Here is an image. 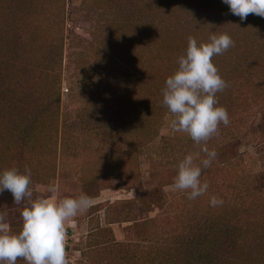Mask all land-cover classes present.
<instances>
[{
  "label": "rangeland",
  "instance_id": "374dc122",
  "mask_svg": "<svg viewBox=\"0 0 264 264\" xmlns=\"http://www.w3.org/2000/svg\"><path fill=\"white\" fill-rule=\"evenodd\" d=\"M168 1V6L161 8V0H0V144L16 132L23 133L21 103L31 102L40 110L50 101L59 100L53 121L56 129L46 127L39 134L43 141L37 145L42 148H35L33 157L24 163L17 164L3 155L0 172L30 169L33 200L76 197L81 193L92 198L87 210L65 224L68 264H84L80 251L88 244L100 245L110 239L148 248L157 261V248L163 243L161 230L175 228L174 233L185 234L192 219L200 220L202 214L216 207L223 210L233 206L241 211L252 202L251 197H246L243 205H239L242 200L238 197L231 201L232 186L240 188L239 180L244 176L264 171V146L254 152L251 145L242 142L235 149L236 154L252 155L257 161H251L252 166L246 165L244 170H235L237 181H217L223 204L209 205V197L214 195L209 188L204 195L188 199L186 191L172 188L178 162L187 154L199 153L195 160L199 164L205 154L186 133L170 129L169 122L174 117L167 109L161 112L158 136L149 144L137 141L134 145V170L127 160L130 146L111 145L122 131L147 128L158 113L156 101L162 103L161 89L165 84L158 87L153 80L145 84L139 80H109L100 74L95 38L105 37L112 43L117 41L119 48L127 52H138L144 49L142 22L147 14L162 17L166 11L183 39L192 36L209 42L210 34L227 33L234 46L239 44V48L233 46L227 51L233 49L240 55H249L252 61L264 62V17L250 13L246 17L250 22L245 23L231 14L221 0H162ZM221 56L216 55L218 73L226 78L233 64H224ZM152 102L155 107L148 114L145 107ZM252 113L257 114L258 110ZM237 115L233 114L232 119ZM44 118L51 122L47 115ZM245 118L251 120L252 116ZM231 125L235 127V123ZM49 133L56 138L55 158L49 148L52 142L47 143ZM218 141L210 140L211 144ZM209 145L207 142L208 148ZM244 158L248 161L247 156ZM211 167L202 171V182L211 176ZM38 179L42 181L39 183ZM50 185L57 187L55 194L48 191ZM251 194L263 202L264 208V185L255 186ZM10 195L6 193L2 204L6 213ZM141 198L150 200L144 206H126V202ZM21 211L14 207L6 215L16 232L21 228L17 225ZM177 216L183 217L184 223L169 226L168 221L174 222L172 218ZM146 218H155L154 224H144ZM97 227L105 228V234L89 242L88 235L95 233Z\"/></svg>",
  "mask_w": 264,
  "mask_h": 264
},
{
  "label": "trees",
  "instance_id": "16d2710c",
  "mask_svg": "<svg viewBox=\"0 0 264 264\" xmlns=\"http://www.w3.org/2000/svg\"><path fill=\"white\" fill-rule=\"evenodd\" d=\"M161 2H158L161 8L170 3V1ZM166 13L163 11L162 17L159 14L150 13L143 20L145 42L141 52H127L119 48L117 41L112 43L105 37L95 38L98 46L96 50L102 64H100V74L103 73L109 80H139L141 84L153 80L158 87L165 84L166 78L178 69V57L185 53L188 40L183 39L176 31ZM246 20H244L245 23L250 22V20ZM244 32L248 33L247 30ZM197 42L208 43V41L198 40ZM234 47L239 48V44L236 42ZM231 50L221 54V61L224 64H233L230 65L229 76L223 77L224 80H228V87L216 94L218 105L227 110L230 122L227 126L220 124L218 133L207 141L210 143L209 149H215L217 152V158L211 164V176L206 180L209 185L208 188L216 196L221 194L218 180L227 178L230 182L237 181L235 170L238 168L244 170L246 165L251 167V163L257 161L252 155L241 154L238 156L235 149L242 142L251 145L255 149L254 152L260 151L264 146V62L252 61L249 55H240L237 51ZM212 62L217 69L220 68L216 56L212 57ZM147 87L149 88V84ZM58 101V99L52 100L48 105L41 106L40 110L31 102L20 104V108H22L20 113L24 114L25 123L23 127L25 128L23 133L22 131L21 134L16 132L14 137L10 135V139L0 144V160L3 155H6L12 162L24 163L33 157L32 153L35 148H42L37 145L38 142L43 141L39 134L46 127L47 130L56 129V122L53 121L55 120ZM153 103L150 107H145L148 114L153 109ZM156 104V112L158 113L146 129L136 131L135 127H131L122 131L120 135L118 134L111 144L119 146L125 143V145L130 146L126 151L130 154L127 160L134 166L132 170L136 168L135 157L133 156H135L134 147L137 145V141L149 144L158 136L161 112L167 107L162 103H157V101ZM255 109L258 110L257 114L252 113ZM237 113V117L232 119L233 114L236 115ZM45 115L50 118L51 122L45 121ZM248 115L252 116L251 120L245 118ZM232 122L235 123V127L231 125ZM49 135L47 136V143L52 142L48 145L55 158L56 138ZM214 138L219 139V141L211 144L210 140ZM117 152L121 153L119 149ZM53 156L48 152V157L51 160ZM244 156H247L248 161ZM120 158L122 157L120 156ZM51 171H53V166ZM36 181L40 183L42 180ZM239 181L241 187L234 188L232 186L233 194L230 198L231 201L234 197L240 198L242 202L239 205H243L246 197L250 196L252 202L250 201L251 203L247 207L241 211L233 208V206L223 210L216 207L211 212L202 214L200 220L192 219L190 222L192 226L185 234L174 233L175 228L167 231L161 230L160 235L163 237V243L161 247L157 248L159 251L157 261L153 260L154 254L149 252L150 249H139L138 244L116 242L113 239L100 245L88 244L85 250L80 251L82 261L84 264H262L264 254L261 255L260 252L264 253V208L262 207L263 202L256 200L251 193L255 190V186L264 185V171L256 172L250 176L246 175ZM32 186L31 180L29 185L31 190H33ZM6 193L10 192L5 190L0 193V212H5V209H2V204ZM224 198L227 203V197ZM149 200V198L137 199L135 202H126V206L127 204L144 206L145 202ZM27 204V199L17 204L11 197L7 213L9 214L14 207L21 211ZM177 217L172 218L174 222L168 221V225L175 227L177 224L184 223L183 217ZM6 221L10 228L9 231L15 233L16 231L11 229L14 224L10 223L7 218ZM154 222L155 218L144 220V224H154ZM17 225L18 228L21 227L22 218ZM105 232V228H95V233L88 235L89 242L92 238L104 235ZM22 263H24L23 259L16 261V264Z\"/></svg>",
  "mask_w": 264,
  "mask_h": 264
},
{
  "label": "clouds",
  "instance_id": "9594fccd",
  "mask_svg": "<svg viewBox=\"0 0 264 264\" xmlns=\"http://www.w3.org/2000/svg\"><path fill=\"white\" fill-rule=\"evenodd\" d=\"M231 14L244 21L248 14L264 17V0H221ZM234 46L227 33L210 34L208 43H198L189 36L187 48L178 57V69L165 80L162 104L173 115L169 127L173 132L186 133L201 145L205 155L196 164L199 153L187 154L178 162L177 174L172 188L186 191L188 199L202 196L208 190V182L201 181L202 171L216 160L217 152L209 149L206 142L218 133V126L229 124L227 110L218 105L217 93L228 87L212 62ZM31 170L20 172L10 168L0 172V193L12 194L15 203L25 198L28 204L21 211L22 225L18 232H10L6 213L0 212V264H16L23 259L26 264H68L66 258V228L70 218L87 210L93 203L91 197L81 193L76 197L61 199H31ZM48 191L55 194L57 187L50 185ZM223 199L212 195L209 205L223 204Z\"/></svg>",
  "mask_w": 264,
  "mask_h": 264
}]
</instances>
